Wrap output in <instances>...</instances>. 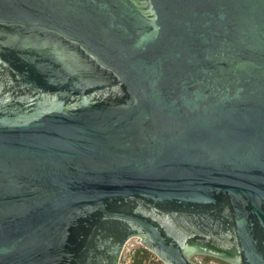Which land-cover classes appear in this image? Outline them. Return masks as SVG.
Listing matches in <instances>:
<instances>
[{"label": "water", "instance_id": "water-1", "mask_svg": "<svg viewBox=\"0 0 264 264\" xmlns=\"http://www.w3.org/2000/svg\"><path fill=\"white\" fill-rule=\"evenodd\" d=\"M264 264V0H0V264Z\"/></svg>", "mask_w": 264, "mask_h": 264}, {"label": "rangeland", "instance_id": "rangeland-1", "mask_svg": "<svg viewBox=\"0 0 264 264\" xmlns=\"http://www.w3.org/2000/svg\"><path fill=\"white\" fill-rule=\"evenodd\" d=\"M201 259V256H197ZM164 264L157 255L145 247L141 239L133 237L127 243L120 264Z\"/></svg>", "mask_w": 264, "mask_h": 264}, {"label": "flooded vegetation", "instance_id": "flooded-vegetation-1", "mask_svg": "<svg viewBox=\"0 0 264 264\" xmlns=\"http://www.w3.org/2000/svg\"><path fill=\"white\" fill-rule=\"evenodd\" d=\"M197 256L198 257L201 256V259H198ZM192 259L197 261L199 264H233L225 258L215 256V255H211L209 253H194V255L192 256Z\"/></svg>", "mask_w": 264, "mask_h": 264}, {"label": "trees", "instance_id": "trees-1", "mask_svg": "<svg viewBox=\"0 0 264 264\" xmlns=\"http://www.w3.org/2000/svg\"><path fill=\"white\" fill-rule=\"evenodd\" d=\"M136 264V263H135Z\"/></svg>", "mask_w": 264, "mask_h": 264}]
</instances>
